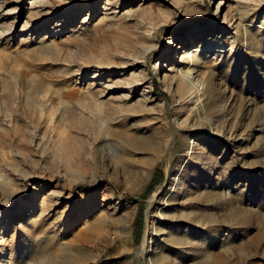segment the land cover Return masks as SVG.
Returning <instances> with one entry per match:
<instances>
[{"label": "rangeland", "instance_id": "rangeland-1", "mask_svg": "<svg viewBox=\"0 0 264 264\" xmlns=\"http://www.w3.org/2000/svg\"><path fill=\"white\" fill-rule=\"evenodd\" d=\"M1 253L264 264V0H0Z\"/></svg>", "mask_w": 264, "mask_h": 264}, {"label": "bare ground", "instance_id": "bare-ground-1", "mask_svg": "<svg viewBox=\"0 0 264 264\" xmlns=\"http://www.w3.org/2000/svg\"><path fill=\"white\" fill-rule=\"evenodd\" d=\"M218 5H219V1L217 2V4H216V10H218ZM7 28V27H6ZM5 27H4V31H5V29H6ZM188 31V30H187ZM180 33V32H179ZM189 33V32H188ZM209 68V67H208ZM182 83V82H181ZM136 84H141L139 81L138 82H136ZM181 84H179L178 85V90H179V92H181L182 90H181V86H180ZM209 89H210V79L209 78H207V84H206V87H205V89H204V91H203V93H202V95L203 96H201V97H203V98H201L202 99V101H201V103L200 104H198V105H196V108H195V115L193 116V119H194V123H193V125H195L196 127H199L200 126V124H201V122H202V119L200 118V115L202 114V112H203V108H204V106H205V103H206V101L208 100V97H209V95H208V92H209ZM73 108V107H72ZM93 120V119H92ZM92 123V125H94L93 124V122H91ZM24 130V129H23ZM15 131H17L18 132V130L16 129ZM209 131L211 132V130L209 129ZM14 134H16V132L14 133ZM13 136V135H12ZM215 135L212 133V135L209 137V138H211V139H214L215 137H214ZM16 137V139H18V137H17V135L15 136ZM52 190V189H51ZM50 193V195L51 194H53L54 196H55V194H57L56 193V191L54 192V191H50V192H48V194ZM57 197V196H56ZM57 199V198H56ZM149 234H150V228H148V229H146V232H145V235H144V241H146L148 238H149ZM3 253V252H2ZM0 254V256L1 257H3V254ZM209 258V257H208ZM2 258H0V260H1Z\"/></svg>", "mask_w": 264, "mask_h": 264}]
</instances>
